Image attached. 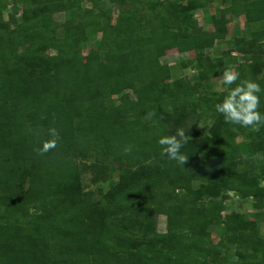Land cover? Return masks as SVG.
Here are the masks:
<instances>
[{"label": "trees", "instance_id": "1", "mask_svg": "<svg viewBox=\"0 0 264 264\" xmlns=\"http://www.w3.org/2000/svg\"><path fill=\"white\" fill-rule=\"evenodd\" d=\"M12 1L5 20L8 4L0 0V264H222L219 257L231 251V264H264L257 223L231 215L217 242L208 230L224 210L225 192L264 197L248 170L237 169L254 157L264 169V126L254 132L226 123L216 111L209 135L188 138L181 148L188 155L184 166L162 156L158 143L196 104L215 108L222 102L229 86L198 94L204 81L225 69L205 64L212 58L206 49L227 36L228 15H243L253 36L250 45L235 49L245 55L258 49L264 0H220L212 31L193 13L215 0L170 3L168 20L157 24L145 11L156 16L167 0H122L114 22L105 0ZM63 11L69 17L55 21L53 15ZM88 29L101 39L84 58ZM173 48L194 52V83L182 77L164 82L170 67L160 58ZM50 49L56 60L48 58ZM248 59L236 68L240 79L264 89L257 78L260 55L251 51ZM125 90L135 98L104 106L105 93ZM259 96L264 103V91ZM50 127L58 129L60 141L40 155L34 149L49 138ZM239 135L249 139L248 157L236 142ZM91 153L98 163L121 162L117 182L97 201L82 187L76 161ZM160 214L167 217L164 232L156 229Z\"/></svg>", "mask_w": 264, "mask_h": 264}, {"label": "rangeland", "instance_id": "2", "mask_svg": "<svg viewBox=\"0 0 264 264\" xmlns=\"http://www.w3.org/2000/svg\"><path fill=\"white\" fill-rule=\"evenodd\" d=\"M7 6L3 9V18L6 20L11 13L10 5L13 3L12 0H5ZM180 0H167L164 4L160 6V18L159 16H152L151 11H145L146 17L150 22L157 24L160 21L168 20V14L165 12L168 4L177 3ZM120 1L112 2L110 0H105V6L110 8V17L112 22L115 21V18L118 14V8ZM137 2L144 3V0H134V4ZM228 4V2L226 3ZM140 7L141 5L138 4ZM84 7L91 6L88 2H83ZM222 7V3L220 0H215L214 2L208 4L207 12L202 9H197L193 14L197 16V21L202 27H204L207 31L210 30L211 26L208 25L204 18H208L210 15L217 13L219 15V10ZM70 11L58 12L53 15L54 20L57 22H63L69 17ZM17 19H20V12L16 16ZM245 18H231V21L227 23L229 32L225 39V41L221 42L219 45H215L214 47L208 49L207 52L211 54L212 58H208L205 61V64L213 63V64H222L224 68L233 67L237 70V66L239 63L244 62L243 64H249L251 61L248 59V56L253 53H258L261 57V65L262 69L258 70L257 78L261 79L264 83V41L260 40L258 43L260 44L258 49L251 48L248 54L239 53L235 47L239 44L248 46L252 40V35L250 30L244 26ZM57 35H62V28H59L57 31ZM101 39V33L95 32L91 29H88V39L81 43L82 54L85 58L88 50L90 48H97ZM250 48V47H249ZM22 50V48L20 49ZM48 58L50 60H56L58 54L55 50H47L46 52ZM209 54V55H210ZM194 52H189L185 54H180L176 49H169L166 53L160 58L161 63L167 64L170 67V77H168L164 82H171L177 78H190L191 83H194L197 80V67L192 58H194ZM192 57V58H191ZM191 58V59H190ZM233 58L237 61L233 62ZM195 64V66H194ZM191 69H186V66H189ZM216 65V66H217ZM196 67V68H195ZM189 68V67H187ZM248 69V67L246 68ZM240 73V71H239ZM185 75V76H184ZM250 75V73H249ZM222 76L214 77L208 79L202 83V86L198 89V94L203 95L208 93L211 95L213 92H221L225 90L224 86L221 83ZM261 87V86H260ZM214 94V93H213ZM122 97H130L131 99L135 98V94L131 90H125L120 94H109L105 93L104 95V106L111 107L114 105H118ZM264 103L260 100L259 111L264 113ZM190 113L188 116L180 123H174L169 125L168 131H170L171 135L176 134L177 129L183 128L185 133L189 136V138H198L203 137L205 135H209V130L212 127L217 115L216 109L211 107L209 104H205L202 102L201 104H196L193 109H190ZM202 126V127H201ZM249 141L247 137L239 135L236 137V142L240 146L241 151L244 156L248 157V151L246 144ZM259 158H262V155L259 154ZM77 163L81 166V184L85 190H89L92 192V199L97 201L100 197L110 189L118 180V172L119 167L121 165L120 159L115 161H108L105 163H98L95 159V154H85L79 155L76 158ZM251 165L247 166L244 163L238 162L237 169L239 170H248V177L254 179L258 184L260 181L264 180V169L254 158L250 161ZM195 187L198 186L199 182L193 183ZM27 186V185H25ZM223 194V192H221ZM226 194V195H225ZM224 210L220 213V217L217 222L209 225L208 230L211 234L212 240L217 242L221 236V234L225 231V226L223 222L229 216L234 214H242L245 220L248 222H255L258 225L256 228L257 233L260 237L264 238V197L259 196H249L245 197L238 191H227L224 194ZM206 200V197L202 198ZM167 226V217L165 215L157 216V224L156 229L159 232H164ZM235 259L234 253L228 252L226 254H222L219 257V260L222 264H231V262Z\"/></svg>", "mask_w": 264, "mask_h": 264}, {"label": "clouds", "instance_id": "3", "mask_svg": "<svg viewBox=\"0 0 264 264\" xmlns=\"http://www.w3.org/2000/svg\"><path fill=\"white\" fill-rule=\"evenodd\" d=\"M239 81V83H237ZM222 85L229 86L227 95L222 102L215 105L216 111L223 115L226 123L240 125L257 132L264 126V114L259 111L260 96L264 91L260 84L251 79H240V73L233 67H226L221 78ZM235 87H230L234 85ZM202 127V126H201ZM49 138L44 140L40 147L34 149L43 155L55 149L60 141V133L57 128L48 129ZM189 136L183 128L177 129L174 135L161 136L158 143L162 147V156H167L181 165H185L188 155L181 152V148L187 143ZM132 146H126L124 152L131 153ZM259 187L264 188V180L259 182Z\"/></svg>", "mask_w": 264, "mask_h": 264}, {"label": "crops", "instance_id": "4", "mask_svg": "<svg viewBox=\"0 0 264 264\" xmlns=\"http://www.w3.org/2000/svg\"><path fill=\"white\" fill-rule=\"evenodd\" d=\"M206 9H207V7H206V8H203L202 10H204L205 12H207ZM213 15L218 16L217 13H214V12H213V14L210 15L208 18H207V17L204 18L205 22H206L208 25L211 26L210 30H208V31H212V30H213V24H212V16H213ZM194 17H195L196 19H198L197 16H194ZM228 17H230V21H231V18H232V19H234V18H238V17L241 18V17H244V16H243V15H239V16H233V15L231 16V15H228ZM227 27H228V26H227ZM203 29H204L205 31H207L204 27H203ZM228 32H229V29H228ZM227 35H228V34H227ZM226 37H227V36H226ZM226 37L223 38V39H216L215 42H214L213 47H214L215 45H219L221 42L225 41ZM210 48H212V47H210ZM210 48H207V49H206V53H207V54H210V53L207 52V50L210 49ZM176 51H177V50H176ZM177 52H178V51H177ZM185 53L187 54V53H189V52H180V54H185ZM190 53H191V52H190ZM210 55H211V54H210ZM191 58H192V57H191ZM187 67H189V68H187ZM185 68H186V69H191V70H192V68L190 67V65H189V66H186ZM184 76H185V75H184ZM186 79H190V78L188 77V78H186Z\"/></svg>", "mask_w": 264, "mask_h": 264}]
</instances>
